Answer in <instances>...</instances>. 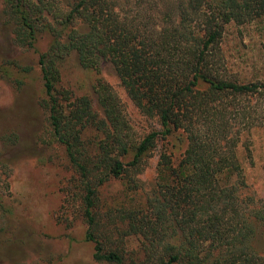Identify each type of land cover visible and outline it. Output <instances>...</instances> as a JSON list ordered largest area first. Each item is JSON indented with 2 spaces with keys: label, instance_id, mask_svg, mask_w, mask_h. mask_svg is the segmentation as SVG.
<instances>
[{
  "label": "trees",
  "instance_id": "16d2710c",
  "mask_svg": "<svg viewBox=\"0 0 264 264\" xmlns=\"http://www.w3.org/2000/svg\"><path fill=\"white\" fill-rule=\"evenodd\" d=\"M3 11L17 44L34 48L40 34L51 38L39 54V104L73 173L67 206L79 204L97 262L264 264V200L249 190L237 150L242 128L263 124L252 99L264 98V81L233 77L223 49L227 26L262 18L264 0H3ZM72 53L97 71L110 61L159 128L134 130L102 78L96 103L63 86L61 67ZM178 130L185 151L179 159L158 152L147 190L148 158ZM113 181L126 199L108 206L102 190ZM130 237L140 240L132 250Z\"/></svg>",
  "mask_w": 264,
  "mask_h": 264
},
{
  "label": "rangeland",
  "instance_id": "374dc122",
  "mask_svg": "<svg viewBox=\"0 0 264 264\" xmlns=\"http://www.w3.org/2000/svg\"><path fill=\"white\" fill-rule=\"evenodd\" d=\"M13 31L0 0V264H102L94 259V244L86 240L87 223L79 204L67 206L66 187L73 173L63 148L51 137L47 114L39 104L44 92L39 54L51 38L42 33L35 47L27 48L16 43ZM223 49L233 77L242 82L264 81V16L251 23L229 24ZM61 73L63 86L94 101V85L98 78L104 79L120 96L134 130L143 134L159 128L158 120L143 114L129 98L110 61L97 71L83 67L72 53ZM252 103L264 116V98ZM262 123L253 130L242 128L237 150L249 190L264 200V118ZM186 146L180 130L159 140L141 175L147 190L155 184L158 152L165 149L179 159ZM102 198L108 206L122 203L126 198L121 182H109ZM139 243L130 237L128 250ZM259 244L264 245L263 238Z\"/></svg>",
  "mask_w": 264,
  "mask_h": 264
}]
</instances>
